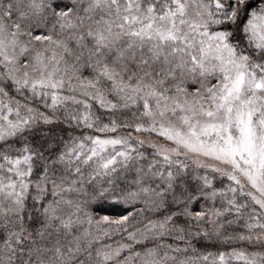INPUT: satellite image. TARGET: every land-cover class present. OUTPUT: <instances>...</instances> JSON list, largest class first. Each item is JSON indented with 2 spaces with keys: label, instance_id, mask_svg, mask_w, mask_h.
Instances as JSON below:
<instances>
[{
  "label": "snow or ice",
  "instance_id": "obj_1",
  "mask_svg": "<svg viewBox=\"0 0 264 264\" xmlns=\"http://www.w3.org/2000/svg\"><path fill=\"white\" fill-rule=\"evenodd\" d=\"M0 264H264V0H0Z\"/></svg>",
  "mask_w": 264,
  "mask_h": 264
}]
</instances>
